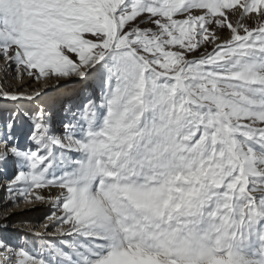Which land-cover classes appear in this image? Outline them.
Here are the masks:
<instances>
[{
  "label": "snow or ice",
  "instance_id": "1",
  "mask_svg": "<svg viewBox=\"0 0 264 264\" xmlns=\"http://www.w3.org/2000/svg\"><path fill=\"white\" fill-rule=\"evenodd\" d=\"M0 62V264H264V0H0Z\"/></svg>",
  "mask_w": 264,
  "mask_h": 264
},
{
  "label": "rangeland",
  "instance_id": "2",
  "mask_svg": "<svg viewBox=\"0 0 264 264\" xmlns=\"http://www.w3.org/2000/svg\"><path fill=\"white\" fill-rule=\"evenodd\" d=\"M0 68H2V62H0ZM4 73L3 71H0V79H3ZM10 83H14L13 81L9 80L5 82V86H7ZM32 87H36L35 84L31 85ZM3 182L0 181V184ZM6 193L4 192L3 188L0 187V208L3 207V205L6 203L5 200ZM47 205H37L36 209L33 211H27L21 214L19 210H17V214L13 217V224L15 227H27L26 225H23L19 223L20 220H29L32 225H36L39 227L40 224L43 223V216L45 214V211L47 210Z\"/></svg>",
  "mask_w": 264,
  "mask_h": 264
}]
</instances>
